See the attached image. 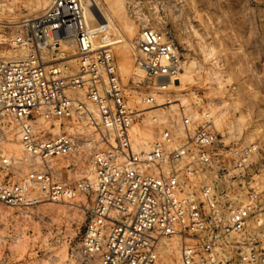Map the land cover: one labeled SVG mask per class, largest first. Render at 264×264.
I'll return each mask as SVG.
<instances>
[{"label":"built area","instance_id":"obj_1","mask_svg":"<svg viewBox=\"0 0 264 264\" xmlns=\"http://www.w3.org/2000/svg\"><path fill=\"white\" fill-rule=\"evenodd\" d=\"M111 39L103 24L89 23L83 0H53L10 37L19 57L0 50V202L35 204L36 190L53 201L85 195L77 252L101 264H164L161 239L174 236L180 264H264L259 146L227 142L211 121L191 131L187 120L184 133L178 122L163 124L140 145L135 126L144 111L130 106ZM134 56L151 90L139 103L154 105L159 82L180 73L179 49L167 32L143 27ZM144 86L132 81L134 91ZM50 123L62 130L47 135ZM17 142L21 156L7 147ZM59 158L67 159L62 172ZM79 160L88 175L61 179L79 171Z\"/></svg>","mask_w":264,"mask_h":264},{"label":"rangeland","instance_id":"obj_2","mask_svg":"<svg viewBox=\"0 0 264 264\" xmlns=\"http://www.w3.org/2000/svg\"><path fill=\"white\" fill-rule=\"evenodd\" d=\"M52 1L0 0V35L5 41L0 50L6 57L21 55L11 47L10 37L25 21L46 11ZM95 1L97 8L105 13L110 6H116L117 0ZM122 1L124 15L114 16L111 24L114 32L109 35L129 42L128 25L137 28L129 52L124 41L112 48L129 92L130 106L144 111L138 121L159 114L162 119L167 118L162 113L165 110L172 111L178 123L187 120L186 128L191 131L211 121L227 142L258 145L264 166V0ZM83 3L87 6L88 0ZM89 23L97 21L89 20ZM143 27L167 32L181 54L179 79L174 80L177 85L152 91L157 103L151 106L139 103L140 95L151 90L144 76L135 69V46ZM129 64L132 70L126 73L125 66ZM133 80L144 82L145 86L139 92L134 91ZM58 126L46 125L47 135L56 134ZM138 132L139 141L146 139L147 144L160 129L141 127ZM7 147L18 156L23 154L19 144ZM78 162L76 174H61L60 178L74 181L86 177L84 160ZM66 163V158H59L56 169L62 172ZM256 179L264 188V172ZM34 195L38 201L32 205L11 206L0 202V264H101L77 252L90 205L85 195L60 201L47 198L40 190L34 191ZM260 214L262 218L263 213ZM181 246L179 237L161 239L159 250L165 253L164 264H180ZM244 251L245 248L238 247L233 254L241 258Z\"/></svg>","mask_w":264,"mask_h":264},{"label":"bare ground","instance_id":"obj_3","mask_svg":"<svg viewBox=\"0 0 264 264\" xmlns=\"http://www.w3.org/2000/svg\"><path fill=\"white\" fill-rule=\"evenodd\" d=\"M84 7H85V14H86L87 20L88 21L89 20H93V21L99 22L100 24H103L104 28L108 30V33L111 32V31L114 32L113 29H112V26H111L112 22L114 21V16L116 15V16H119L120 18H122V16L124 15V10H125V4H124V2L122 0H117L116 1V6H110L108 8V10L105 11V13L101 12V10L99 8H97V2L95 0H88L87 6H84ZM127 29H128L127 33H128L129 42H125L124 39L118 38V37L117 38H112L111 40L113 41L112 42L113 44L122 43L124 41L123 45L127 48L128 52H129V48H130L129 45H131L130 42H133L135 40L136 36H137V28L134 25H128ZM0 39H1V35H0ZM11 58H15V57H11ZM68 63H69V70H68L69 73L75 72V59L70 58ZM125 67H126L125 68V72L126 73H130V71L132 70V65L129 64V65H126ZM137 71L140 74H142V72H140L139 70H137ZM182 74H184V73H182ZM175 79H179V78L175 77V78H172V79H170V78L163 79L162 81L159 82L160 85H163V87H161L159 89L163 90V89H167V88L173 87L174 85H177L176 82L174 81ZM156 103H157V101H156ZM182 111H185V110L182 109ZM182 111L180 110V113ZM162 113H163V115H166L167 118L162 119V117H163L162 114L152 115V116L146 117V118L143 117L142 120L140 121V123L136 124V126H135V130L136 131L135 132L137 133L138 130L141 127L150 128V129H154V128L161 129V127H163V124L165 126L166 125L172 126L173 122L177 123V118H175V117L173 118L172 111L165 110V112H162ZM209 116H210V114H209ZM206 117H207V115H206ZM59 126L55 128V132L56 133L57 132L59 133L62 130V127L60 126V128H59ZM178 126H179L178 130L181 132V126H180L179 123H178ZM138 133H137V142L140 145H142V146H145V145L149 144V143L145 144L146 143V139H144V138H143L144 140H142V142H140ZM159 133L157 135H159ZM157 135H156V137H157ZM15 144H19L21 146V144L19 142L15 143ZM20 150H22V146H21ZM259 215L261 216V214H258V216ZM260 216L258 218L257 217L254 218V220H253L255 228L258 227V225H256L255 222L258 223V222H261L263 220V217L261 218ZM163 254H164V257H165V253L164 252H163Z\"/></svg>","mask_w":264,"mask_h":264}]
</instances>
